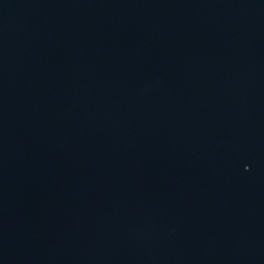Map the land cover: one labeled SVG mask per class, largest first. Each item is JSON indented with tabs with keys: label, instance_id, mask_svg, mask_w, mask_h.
Returning <instances> with one entry per match:
<instances>
[{
	"label": "water",
	"instance_id": "obj_1",
	"mask_svg": "<svg viewBox=\"0 0 264 264\" xmlns=\"http://www.w3.org/2000/svg\"><path fill=\"white\" fill-rule=\"evenodd\" d=\"M0 264H264V0H0Z\"/></svg>",
	"mask_w": 264,
	"mask_h": 264
}]
</instances>
